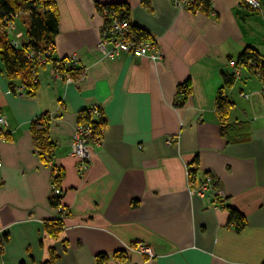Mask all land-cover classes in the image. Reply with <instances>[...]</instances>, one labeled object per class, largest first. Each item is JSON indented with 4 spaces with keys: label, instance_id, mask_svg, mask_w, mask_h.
<instances>
[{
    "label": "crops",
    "instance_id": "obj_1",
    "mask_svg": "<svg viewBox=\"0 0 264 264\" xmlns=\"http://www.w3.org/2000/svg\"><path fill=\"white\" fill-rule=\"evenodd\" d=\"M54 2V58H76L75 82L53 76L55 63H47L30 96L21 81L13 87L0 61V113L8 123L0 126L1 263L45 264L54 248L55 264H98L101 255L119 264L116 253L145 244L153 258L131 253L123 264H264V5ZM115 4L127 5L133 35L144 39L139 30L158 43L162 62L101 55L97 46L109 17L100 6ZM250 48L259 61L241 60ZM226 77H235L233 86ZM186 83L192 92L183 103L178 89ZM220 98L232 104L226 126ZM92 104L103 113V141L80 172L72 140ZM45 116L56 144L52 165L65 174L62 209L51 204L52 166L34 139V122ZM192 164L226 191L224 208L190 194ZM230 208L247 220L243 231L230 222ZM58 220L63 230L53 239L47 224Z\"/></svg>",
    "mask_w": 264,
    "mask_h": 264
},
{
    "label": "trees",
    "instance_id": "obj_2",
    "mask_svg": "<svg viewBox=\"0 0 264 264\" xmlns=\"http://www.w3.org/2000/svg\"><path fill=\"white\" fill-rule=\"evenodd\" d=\"M206 6L209 3L205 1ZM101 10H108L109 12H117L122 20H127L129 9L125 4H115L108 6H100ZM19 15H27L22 18L25 25L26 35L22 39L20 47L13 45V38L7 33V24L13 20L14 17ZM109 16V15H106ZM109 19V18H108ZM59 32V12L54 0H0V61L3 65L4 73L6 77L12 82L13 87L15 82L21 81L20 87H24L27 90V95H35L38 89L37 70L40 66H37V56L42 54L47 55V62L60 63V70L64 76L76 71L69 70L64 63L65 61L54 58L55 51V36ZM141 38L147 39L148 36L139 30L135 31ZM32 53L33 57L29 59L28 54ZM45 55V56H46ZM241 60L248 62L250 60L259 61L260 54L254 49H247L241 56ZM264 69V68H263ZM36 70V71H34ZM264 80V75L262 76ZM235 77H226V86H233ZM192 88L190 83H186L179 87L178 94L183 96V103L190 96ZM232 104L227 100L220 98L218 101V114L221 121L226 126L229 109ZM103 115V113H102ZM84 120V121H83ZM81 124H90L96 135L102 138V128L104 127L103 117L97 118L88 111L82 114ZM50 117L45 116L40 120L34 122L33 133L36 142V147L39 151L40 157L47 165L52 166V170L58 171V177L55 183L57 187L61 188V183L65 177L62 170L52 165V159L56 151V144L52 142L49 131ZM193 172L194 175L198 174L196 165ZM62 195H55L51 198V204L55 208H61ZM228 201V199H227ZM226 206V205H225ZM63 211V210H61ZM230 222L234 224L238 232L243 231L247 227V220L234 208H230ZM63 213V212H62ZM47 230L51 238L58 239L60 233L63 230L62 220L53 221L51 224H47ZM115 260H121L125 262L128 258V253L120 252L114 256ZM59 259V256L54 248L50 250V258L45 264H55ZM98 264H107L110 261V257L101 255L98 257Z\"/></svg>",
    "mask_w": 264,
    "mask_h": 264
},
{
    "label": "built area",
    "instance_id": "obj_3",
    "mask_svg": "<svg viewBox=\"0 0 264 264\" xmlns=\"http://www.w3.org/2000/svg\"><path fill=\"white\" fill-rule=\"evenodd\" d=\"M173 1L175 5L180 8L190 7L197 2V0ZM246 2L251 5L254 9L262 8V3L259 0H246ZM104 14L109 15V21L107 27L102 33V39L100 40L97 46L98 51L104 58H109L113 60L122 56H129L133 60L148 59L153 63H159L163 61V53L156 41L152 39L137 38L135 35H133L131 31L130 22L128 20H122L117 12H109L108 10H104ZM17 18L18 17H14L13 20L10 21L6 26L7 33L11 36H15V39H13V45L15 47H20L22 44V39L25 37V35L23 33H20L19 31L16 33V35L14 34V32L16 31L14 20H16ZM45 55L46 54L37 56V66H43L47 63H52L47 62V55ZM28 57L29 59L33 60L32 53L28 54ZM70 60H72V62ZM70 60H65V62L67 61L66 65H68L69 70H72L71 66H77V60L76 58H71ZM230 65L234 68L237 67V64L235 62L230 63ZM76 68L77 67H74V69ZM59 70L60 65L55 63V65L52 66V75H60L62 72L61 70ZM235 72L236 70H234V73ZM70 75L71 74H67L65 76L66 81L68 83H73V79ZM35 82H37L36 78ZM23 89L25 88H21V90ZM89 112L97 118L102 117V111L97 105H92L89 108ZM7 124L8 123L5 117L0 113V126H7ZM172 142L173 138H171L168 143L171 144ZM101 144L102 138L96 135L94 128L90 124H81L78 127L72 140V154L80 160V165L78 167L80 172H84L90 165L92 149H97L101 146ZM2 164L3 162L0 157V166H2ZM194 169V165H191L188 168V174L190 179V194L192 196H196L202 199L210 197L212 200V208H216L218 210L224 208L228 199V196L226 195L225 191L218 186L216 181L210 175H206L203 177L199 174L194 175ZM57 177L58 171L54 170L52 174V181L54 183ZM54 183L52 184V193L57 196L62 195V189L60 187H57V185H55ZM128 251L139 253L141 255H146L149 258L154 257L152 249L142 244L132 246ZM0 264H2L1 261Z\"/></svg>",
    "mask_w": 264,
    "mask_h": 264
},
{
    "label": "rangeland",
    "instance_id": "obj_4",
    "mask_svg": "<svg viewBox=\"0 0 264 264\" xmlns=\"http://www.w3.org/2000/svg\"><path fill=\"white\" fill-rule=\"evenodd\" d=\"M261 3H262V6L264 5V0H261ZM27 15H19V17L16 19V20H14V25L16 26V31L14 32V34L16 35V33L18 32V26H20L19 25V23L18 22H20L21 20H22V18L23 17H26ZM23 25V24H22ZM11 36V35H10ZM13 39H15V36L14 35H12L11 36ZM123 57V56H122ZM71 58H68V60H70ZM65 60H67V58L66 59H64V60H61L62 62L63 61H65ZM67 60V61H68ZM66 61V62H67ZM71 62H72V60H70ZM66 62H65V64H66ZM74 64V63H73ZM67 67H68V65H66ZM74 67H77V66H71V69L73 70L74 69ZM58 70V69H57ZM60 71V70H59ZM73 73V72H72ZM71 73V74H72ZM55 77H57V78H60V77H64V79H66L65 78V76L61 73L60 75H55ZM72 79H73V77H71ZM37 81H38V78H37ZM66 81V80H65ZM67 82V81H66ZM73 82H75V80L73 79ZM72 83V82H71ZM244 96H245V98H249V95H247V94H244ZM93 106H94V104H92ZM91 105V106H92ZM102 117H103V115H102ZM103 141V140H102ZM102 145V144H101ZM93 150H94V148L92 149V151L91 152H93ZM91 160H92V157H91ZM90 163H91V161H90ZM188 168H189V166H188ZM188 180L190 181V179H189V174H188ZM220 187V186H219ZM221 188V187H220ZM222 189V188H221ZM224 190V189H223ZM190 191V190H189ZM225 191V190H224ZM225 193H226V191H225ZM227 195V194H226ZM228 196V195H227ZM214 210H218V209H216V208H213Z\"/></svg>",
    "mask_w": 264,
    "mask_h": 264
},
{
    "label": "bare ground",
    "instance_id": "obj_5",
    "mask_svg": "<svg viewBox=\"0 0 264 264\" xmlns=\"http://www.w3.org/2000/svg\"><path fill=\"white\" fill-rule=\"evenodd\" d=\"M140 245H141V244H140ZM142 245H145V244H142ZM146 246H147V245H146ZM148 247H149V246H148ZM126 253L131 254V253H135V252H130V251L127 250Z\"/></svg>",
    "mask_w": 264,
    "mask_h": 264
},
{
    "label": "flooded vegetation",
    "instance_id": "obj_6",
    "mask_svg": "<svg viewBox=\"0 0 264 264\" xmlns=\"http://www.w3.org/2000/svg\"><path fill=\"white\" fill-rule=\"evenodd\" d=\"M118 261H119L120 264H123V261H121V260H118Z\"/></svg>",
    "mask_w": 264,
    "mask_h": 264
}]
</instances>
